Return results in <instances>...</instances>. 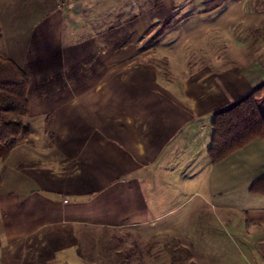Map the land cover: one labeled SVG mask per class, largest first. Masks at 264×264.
Listing matches in <instances>:
<instances>
[{
  "label": "crops",
  "instance_id": "obj_1",
  "mask_svg": "<svg viewBox=\"0 0 264 264\" xmlns=\"http://www.w3.org/2000/svg\"><path fill=\"white\" fill-rule=\"evenodd\" d=\"M51 1L13 5L59 9L71 2L73 9L82 2ZM149 7L143 25L156 31L133 38L152 40L149 48H125L134 35L124 32L85 51L82 65L59 64L52 28H39L44 19L16 22L15 32L32 28V35L27 45L14 44L9 58L27 75L29 114L37 111L44 126L29 123L0 164V264H83L88 237L109 229L133 228L158 250L159 239L174 234L161 221L196 215L206 204L234 233L257 239L248 247L264 249V193L251 191L264 174V137L216 163L206 155L214 114L264 83V0ZM168 25L183 26L172 44L163 41ZM190 198L193 208L179 211Z\"/></svg>",
  "mask_w": 264,
  "mask_h": 264
},
{
  "label": "rangeland",
  "instance_id": "obj_2",
  "mask_svg": "<svg viewBox=\"0 0 264 264\" xmlns=\"http://www.w3.org/2000/svg\"><path fill=\"white\" fill-rule=\"evenodd\" d=\"M15 1L18 0H0V55L9 56L8 53L10 50L12 51L16 43L26 45L30 43L32 28L25 33L15 32L19 27L16 22L22 25L24 19L36 17L44 19V22L39 25L40 29L45 26L49 32L50 27L52 28L51 43L56 44V51L57 53L61 51L62 56L59 55V64L68 65L73 61L71 64L73 66L82 65L83 57L81 55L85 51L89 52L101 47L102 41L108 38H116L124 32L130 36L137 32L145 34L150 31L155 32L157 27L145 30L146 26L143 23L148 20L149 6L163 0H146L147 6L143 8L132 6H141V3L144 4V0H108L107 2H105L106 0H92L93 4L82 0L73 9H70L73 6L71 2L68 7L59 9L51 7L26 9L13 5L16 4ZM149 1L151 2L148 5ZM52 3L51 0H46L47 6H53ZM90 5L92 6L90 7ZM102 5L104 8L101 7ZM50 18L54 24H51ZM182 27L181 25L165 26L163 41L172 44L183 33ZM134 37L135 35L129 37L130 40L123 42L126 43L125 48L131 50L140 45L143 48H149L152 43V40L137 41L133 39ZM118 43L115 41L113 45H118ZM152 58L151 61H158L159 64L165 61L164 57ZM46 60L52 63L50 58H46ZM26 120L28 123H32L36 129L44 126L37 111L33 110ZM194 202L190 198L179 211L191 210ZM217 211L214 207L206 204L199 208L196 215L180 217L181 212H178L167 217L161 221L163 224L160 223L159 226L165 224L173 227L174 234L167 239H159L158 250L148 249L149 235L137 234L133 232V228L109 229L91 234L87 239L88 242L86 241V246L82 249L85 255L83 264H169L171 261V264H264V249L248 247L256 245L257 239H250L246 231L234 233L226 224L227 219L220 217ZM238 219L240 222L242 220L245 222L244 216ZM242 227L244 228V225ZM201 229H203L202 235L205 234V239L202 241L199 240L198 232V230L202 231ZM183 235L188 236V240L184 241ZM165 240H168L167 249L161 248ZM183 243L186 244L185 247H183ZM94 244L99 247L96 248ZM158 252L156 259L153 256ZM262 255L263 257H261Z\"/></svg>",
  "mask_w": 264,
  "mask_h": 264
},
{
  "label": "trees",
  "instance_id": "obj_3",
  "mask_svg": "<svg viewBox=\"0 0 264 264\" xmlns=\"http://www.w3.org/2000/svg\"><path fill=\"white\" fill-rule=\"evenodd\" d=\"M28 82L14 59L0 55V164L17 140L29 133ZM211 127L206 155L212 163L223 160L253 139L264 137V83L234 105L214 114ZM251 191L264 193V174L253 183Z\"/></svg>",
  "mask_w": 264,
  "mask_h": 264
}]
</instances>
